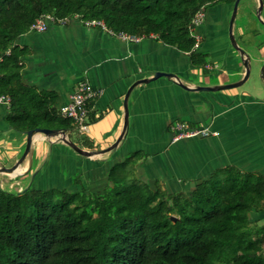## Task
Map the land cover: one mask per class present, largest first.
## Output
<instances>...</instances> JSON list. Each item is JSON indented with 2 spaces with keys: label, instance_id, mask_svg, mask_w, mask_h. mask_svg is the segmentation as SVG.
<instances>
[{
  "label": "crops",
  "instance_id": "crops-1",
  "mask_svg": "<svg viewBox=\"0 0 264 264\" xmlns=\"http://www.w3.org/2000/svg\"><path fill=\"white\" fill-rule=\"evenodd\" d=\"M240 0L233 33L252 58L250 77L241 85L215 91L182 87L176 78L160 76L136 84L128 98L126 134L111 151L84 156L56 137L35 133L33 159L27 157L15 174L0 172V184L16 188L67 187L103 192L108 170L133 152L143 154L129 166V176L169 192L192 190L216 170L233 166L264 174V0ZM233 4L209 6L194 29L195 50L207 63L197 66L189 52L155 37L138 42L124 40L80 18L66 24L50 23L44 31L29 30L16 43L27 49L23 56V81L40 91L54 92L56 106L66 104L79 83L87 80L103 92L92 99L83 135L93 148L105 149L121 134L124 98L138 79L156 71L172 72L190 88L220 85L243 79L246 69L241 53L231 43L229 24ZM8 103L0 101V166H12L26 147V132L11 128L5 120ZM208 127V136L173 140L172 126ZM68 136H69V132ZM27 175V185L19 179ZM78 179V182H76ZM259 214L264 223V211Z\"/></svg>",
  "mask_w": 264,
  "mask_h": 264
},
{
  "label": "trees",
  "instance_id": "trees-1",
  "mask_svg": "<svg viewBox=\"0 0 264 264\" xmlns=\"http://www.w3.org/2000/svg\"><path fill=\"white\" fill-rule=\"evenodd\" d=\"M235 0H0V96L18 131L64 128L93 148L56 106L57 95L23 81L18 37L41 15L101 20L115 32L154 34L204 66L191 33L200 10ZM87 103L88 119L95 120ZM136 151L115 163L103 192L67 187L21 191L0 184V264H264V174L233 166L188 191L169 192L129 176ZM78 182V179H76ZM176 217L173 221L170 216Z\"/></svg>",
  "mask_w": 264,
  "mask_h": 264
},
{
  "label": "built area",
  "instance_id": "built-area-1",
  "mask_svg": "<svg viewBox=\"0 0 264 264\" xmlns=\"http://www.w3.org/2000/svg\"><path fill=\"white\" fill-rule=\"evenodd\" d=\"M205 10H200L197 12L195 17L193 18L192 25L190 27L191 33L194 35V29L197 25H199L204 17ZM78 18L77 15L69 18V17H63V18H57L51 13H46L38 17L31 25L32 30L36 31H44L48 28V25L50 23H60V24H66L70 20ZM85 23L89 25H98L106 29L111 34L117 35L118 37L138 42L144 38L147 37H155L154 34L150 35H134L127 32H115L112 29L108 28L103 21L101 20H87ZM103 92L102 89L94 87L91 83H89L87 80H83L79 83L77 89L71 94L70 100L59 107V111L61 115L64 117H69L74 121L75 126L78 128L80 132H83L88 127V101L90 99H93L100 95ZM0 101H4L8 103L9 97L7 96H0ZM173 130V140H178L180 138L185 137H196V136H208L211 134V130L208 127H190L184 122L178 121L172 126ZM18 191H21L23 189L22 186H17L15 188Z\"/></svg>",
  "mask_w": 264,
  "mask_h": 264
},
{
  "label": "water",
  "instance_id": "water-1",
  "mask_svg": "<svg viewBox=\"0 0 264 264\" xmlns=\"http://www.w3.org/2000/svg\"><path fill=\"white\" fill-rule=\"evenodd\" d=\"M239 1L240 0H235V2L233 4V10H232V14H231V18H230V24H229V35H230L231 43L241 53L242 61L245 65L246 72H245L243 79H241L238 82H234V83L210 85V86L198 85L195 88H190L188 85H186L184 82H182L180 80V78L178 77L177 74L172 73V72H166V71H156L155 74L151 77H144V78H140V79L136 80L127 90L125 98H124V111H125V113H124V125H123L122 131H121V134L119 135V137L109 147H107L105 149H85V148H82L81 146H79L77 143H75L68 136L67 130L64 128H41V127H37V128H33V129L26 131V134H27L26 147H25V150H24L22 156L19 158V160L16 161L12 166H9V167L8 166H0V172H4L7 174H15L17 172L19 166L24 162V160L27 157H29V160H30L29 166L31 168L32 162H33L32 140H33V135L35 133H43L47 137H56L60 141H63L64 143H66L67 145L72 147L79 154L84 155V156H93V155H97V154H101V153H105V152H111L119 144V142L122 140L123 136L126 134L128 124H129L128 98H129L131 90L138 83L148 82V81L154 80L160 76H166V77L176 78L182 87H184L186 89L195 90V91H198V90L215 91V90L226 89V88L238 86V85H241L242 83H244L250 77V74H251L252 58L242 47L239 46V44L235 38V35L233 33V23H234L236 14H237V8H238ZM259 2H260V5H259V10H258V16L261 15V10L263 9V0H259ZM262 22L264 23V21H262ZM260 76L264 81V64L262 65V68L260 70ZM170 218L173 221H175V219H176V217L174 215H171Z\"/></svg>",
  "mask_w": 264,
  "mask_h": 264
},
{
  "label": "rangeland",
  "instance_id": "rangeland-1",
  "mask_svg": "<svg viewBox=\"0 0 264 264\" xmlns=\"http://www.w3.org/2000/svg\"><path fill=\"white\" fill-rule=\"evenodd\" d=\"M244 3H245V0L241 3V6H243L244 5ZM262 68V67H261ZM24 150H25V148H24ZM24 150H23V152H24ZM23 152H22V154H23ZM22 154H21V156H22ZM20 156V157H21ZM37 165H38V160H37V158L35 157L34 159H33V167H37ZM19 179L23 182V184H25V185H27L28 183H29V178L27 177V175H20L19 176ZM3 186H5V187H9V185H8V183H3L2 184ZM253 217L254 218H259V214L258 213H253Z\"/></svg>",
  "mask_w": 264,
  "mask_h": 264
}]
</instances>
